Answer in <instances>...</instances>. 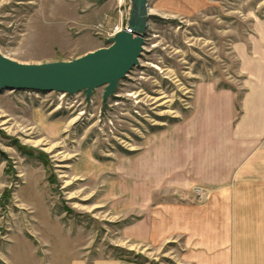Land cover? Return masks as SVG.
<instances>
[{"label": "rangeland", "instance_id": "obj_1", "mask_svg": "<svg viewBox=\"0 0 264 264\" xmlns=\"http://www.w3.org/2000/svg\"><path fill=\"white\" fill-rule=\"evenodd\" d=\"M149 6L106 102L0 91V264H264V0ZM131 11L0 0V52L71 61Z\"/></svg>", "mask_w": 264, "mask_h": 264}, {"label": "water", "instance_id": "obj_2", "mask_svg": "<svg viewBox=\"0 0 264 264\" xmlns=\"http://www.w3.org/2000/svg\"><path fill=\"white\" fill-rule=\"evenodd\" d=\"M127 25L109 39V46L71 61L22 63L0 52V91L80 92L90 99L105 87L103 101L114 96L121 80L140 65L149 28L150 0H130Z\"/></svg>", "mask_w": 264, "mask_h": 264}, {"label": "built area", "instance_id": "obj_3", "mask_svg": "<svg viewBox=\"0 0 264 264\" xmlns=\"http://www.w3.org/2000/svg\"><path fill=\"white\" fill-rule=\"evenodd\" d=\"M120 30H121V29H120ZM120 30H119V31H120ZM119 31H118V32H119ZM197 193H198V195H200V196H204V192H203L201 189L198 190Z\"/></svg>", "mask_w": 264, "mask_h": 264}]
</instances>
